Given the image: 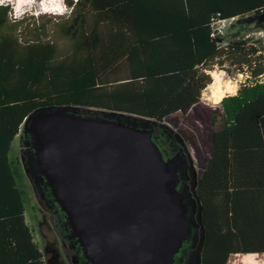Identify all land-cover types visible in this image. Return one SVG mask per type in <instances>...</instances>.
Segmentation results:
<instances>
[{"label":"trees","instance_id":"trees-1","mask_svg":"<svg viewBox=\"0 0 264 264\" xmlns=\"http://www.w3.org/2000/svg\"><path fill=\"white\" fill-rule=\"evenodd\" d=\"M65 4L67 15L19 20L0 6V264H45L9 155L31 111L80 106L160 122L185 115L210 83L206 71L225 64L244 79L209 112L211 151L195 182L199 264L264 253V213L245 211V195L264 192V50L238 38L219 44L225 36L211 27L246 14L264 17V0ZM55 30L68 42L64 52L49 36Z\"/></svg>","mask_w":264,"mask_h":264},{"label":"water","instance_id":"water-1","mask_svg":"<svg viewBox=\"0 0 264 264\" xmlns=\"http://www.w3.org/2000/svg\"><path fill=\"white\" fill-rule=\"evenodd\" d=\"M27 128L36 160L93 264L172 263L190 228L172 169L148 132L57 111L34 113Z\"/></svg>","mask_w":264,"mask_h":264},{"label":"rangeland","instance_id":"rangeland-1","mask_svg":"<svg viewBox=\"0 0 264 264\" xmlns=\"http://www.w3.org/2000/svg\"><path fill=\"white\" fill-rule=\"evenodd\" d=\"M7 7L11 12V6ZM66 7L69 9L67 5ZM38 10L39 4L37 3L31 11ZM67 13L68 11L63 14L40 12V14L55 15H67ZM30 14L26 12L24 15ZM211 27L220 35L225 36L219 44L231 38H238L264 50V17L246 14L215 21ZM49 36L55 41L60 51L67 50V40L59 37L56 30L50 32ZM222 67L230 69L231 72L227 74ZM222 67L213 65L206 71L210 76V84L212 82L211 72H219L221 82L226 81L232 86L231 93L223 92V96L233 94L238 82L242 81L244 76L236 73L232 66L225 64ZM210 84L202 89L200 101L193 105L185 115L176 112L160 122L125 113L80 106L37 108L31 111L26 119L24 118L25 120L23 119L24 122L20 124L10 144L9 155L16 162L15 170L24 195L25 221L30 226L33 240L41 250L45 264H93V262L85 255L78 234L71 227L66 213L60 208L36 160L33 138L27 127L31 115L38 111H57L109 120L148 132L161 160L167 162L172 169L175 179L174 190L190 228L186 239L181 242L178 251L173 254L172 260L176 254V259L184 255L183 264H199L202 231L199 206L195 196V182L211 151L212 126L209 122V112L214 102L209 95L210 88L212 86L214 88V85L209 87ZM247 256H253L256 264H264V254L230 255L226 264H244V258Z\"/></svg>","mask_w":264,"mask_h":264},{"label":"clouds","instance_id":"clouds-1","mask_svg":"<svg viewBox=\"0 0 264 264\" xmlns=\"http://www.w3.org/2000/svg\"><path fill=\"white\" fill-rule=\"evenodd\" d=\"M39 4V10L32 12L34 5ZM10 5L12 11L9 13L10 18L19 20L28 12L33 15H39L40 12H52L63 14L65 11H71L64 4V0H0V6ZM244 264H256L253 256L244 258Z\"/></svg>","mask_w":264,"mask_h":264},{"label":"bare ground","instance_id":"bare-ground-1","mask_svg":"<svg viewBox=\"0 0 264 264\" xmlns=\"http://www.w3.org/2000/svg\"><path fill=\"white\" fill-rule=\"evenodd\" d=\"M218 73L216 71L211 72L212 82H211V84L209 83L210 84L209 87L214 85V88H213V86L211 87L212 89L210 88V95H209V98L214 103H217L221 99V97L223 96V92L231 93V91H232V89H231L232 86L229 85L228 82H226V81H225V83L221 82V80H220L221 74L219 75ZM220 73H222V72H220Z\"/></svg>","mask_w":264,"mask_h":264},{"label":"crops","instance_id":"crops-1","mask_svg":"<svg viewBox=\"0 0 264 264\" xmlns=\"http://www.w3.org/2000/svg\"><path fill=\"white\" fill-rule=\"evenodd\" d=\"M250 175L251 172L249 171L248 177ZM245 198L246 200H248V202L246 203L245 211L264 213V192L257 193L251 191L245 195ZM252 254H264V253H252Z\"/></svg>","mask_w":264,"mask_h":264},{"label":"flooded vegetation","instance_id":"flooded-vegetation-1","mask_svg":"<svg viewBox=\"0 0 264 264\" xmlns=\"http://www.w3.org/2000/svg\"><path fill=\"white\" fill-rule=\"evenodd\" d=\"M176 257H177V254L174 255V260H172V263L171 264H183V258L185 256L183 255V256H181V257H179L177 259H176Z\"/></svg>","mask_w":264,"mask_h":264}]
</instances>
